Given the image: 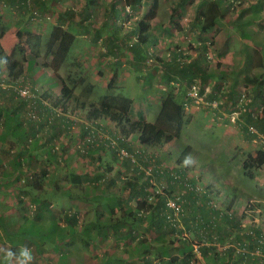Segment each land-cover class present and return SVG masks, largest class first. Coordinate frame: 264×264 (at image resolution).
<instances>
[{"label": "rangeland", "instance_id": "374dc122", "mask_svg": "<svg viewBox=\"0 0 264 264\" xmlns=\"http://www.w3.org/2000/svg\"><path fill=\"white\" fill-rule=\"evenodd\" d=\"M34 1L33 9L41 11V17L38 20L32 19V11L27 6H23L21 2L11 5L9 0H0V50L3 52L1 58L8 59L7 61H0V84L4 88H9L11 84H15L18 89H23L24 81H28L29 72L34 70L35 73L32 76L35 79L34 87L47 106L53 109V118H55L54 115H60L64 116V121L66 118L72 122L69 123L70 128L62 126L63 131L61 134L55 135L53 139L55 145L53 147L57 159L48 156L46 160L50 176H47L46 181H44L46 184L40 186V189L33 188L35 192L45 194L51 191L53 192V198L58 197L65 190L71 191V194H76L75 196L90 194L91 188L86 185L80 187L70 183L71 178L67 170H73L76 173L91 170L92 176L98 175L100 172L104 173L103 169L106 170L105 166L101 169H94L96 164L95 161L89 158L90 147L86 144V142H90L95 146L103 143V140L109 139L116 146L117 140L111 134L115 131L118 132V137L121 134L119 126L111 119H103L101 116L94 120L88 117L89 112L100 105L104 95L114 93L130 97L133 100V116L130 120L139 122L138 113L142 111L145 114L146 121L151 123L157 122L166 98L174 96V100L182 106V109L178 121L171 119L162 123L163 132L165 131V143L152 146L143 144L142 136L137 133H132L127 137V142H129L133 151L142 156L138 158L135 155L134 158L138 162L137 165L142 166V170L146 172L143 179L150 178L152 185L149 191L152 192V197L163 193L171 196L173 201L176 198V201L182 207L184 201L182 196L185 191L180 188V182L189 184L188 182L194 180L199 193L211 191L209 199L217 209H221L224 213L230 209L231 216L236 215L235 219L238 221L239 226L232 225V230L238 229L237 227L248 228L254 224L264 227V126L262 123L258 124L259 135H252L247 130L251 120L246 114L242 116L243 122L240 125L231 123L228 118L229 108L231 107V110L234 108L232 107L233 101L242 93H247L250 110L260 111L264 107V99L260 94L262 91H258L257 95L256 91L253 90V85L237 82L239 76L234 72L226 83H222L225 92L228 91V93L221 96L224 104L219 112L215 113L208 108L186 110L183 107L186 89L180 90L178 83L170 81L167 83L166 80L165 83L162 80V74L165 70L164 63L170 59V53L176 52L178 49L179 44L176 42L182 41L178 39L179 35L184 39L180 44L185 46L187 51L192 49L191 56L197 53L195 45L191 43L193 39H196L197 29L195 30L190 26L192 24L191 20L195 16L193 15L195 10H189L209 4L212 0H143L136 7L127 6L126 0ZM154 2L157 4V15L150 21V31L153 38H157L160 30L166 28L165 34L169 37V41L165 42V45L159 41H154L152 47L156 49V53L152 54L153 57L149 60L144 59V57L134 59L129 47H126L123 43L122 45L119 41L120 48H117L113 42L108 40L110 36L105 27L102 28V26L105 25L108 17L114 16V9L116 8L121 10V16L119 15V20L113 21L112 32L115 36L125 38L131 32L133 34L135 27L139 32L140 24L144 22ZM247 7L240 5L234 9L230 13L232 14L231 19L235 18L238 12L243 13ZM73 8L75 12L71 11ZM86 8H89L90 14L93 15L92 18H89V14L85 13ZM179 8L182 11H179ZM200 12L197 10L196 13L200 14ZM182 19H184V23H182ZM195 20L196 23L199 19L196 18ZM59 23L64 30L72 32L76 36V40L65 62L55 72L56 64L53 61V55L48 52L46 44L53 28ZM248 26L249 24L244 29H230L231 35L229 37L231 39L224 48L228 47V51L233 52L235 57L240 54L242 49V44L236 41L237 39L232 40V36L234 37L236 31L240 34L245 33L248 39L257 37V32L248 28ZM175 31H178L177 35H174ZM98 35L100 37L96 41ZM37 37H40L42 41L37 40ZM129 41L131 44L135 42L133 39ZM215 46L218 48L217 44ZM210 48L211 46L207 45V49H204L201 55L205 56L210 53L209 51L215 53L218 50L216 48L209 50ZM151 52L153 53V51ZM213 55L208 54L206 58L210 65L216 66L217 62L214 63V58L213 60L209 59V56ZM190 60V58L184 59L185 65L188 66ZM115 70H118L119 73L118 83L115 90H108L111 74ZM128 74L131 75L127 76ZM57 75L64 82L66 80L69 86L74 87L73 96L75 100L65 105L59 102L62 97L63 84L56 77ZM247 75L256 77V75L250 73ZM260 86L264 87V81L262 83L261 79ZM235 95L236 97L233 100L232 98ZM30 114L39 115L38 111L35 112V109ZM85 127L86 131H89L88 135L83 133ZM98 136L99 138H97ZM172 136L176 138L170 142ZM100 140L102 142H99ZM9 144V141L2 144L6 152L10 150ZM79 144L84 152L78 151L80 150ZM184 146H191L194 151L199 153L196 157L191 156L195 163L188 167H185L183 162L180 164L177 162L179 152L182 151ZM11 156L7 154L2 156V158H5L4 162L6 161V164L1 168L0 173L5 178L12 173L9 162V160H12ZM66 156L69 158L67 157L68 161L65 162ZM109 156L106 153L103 154L104 159H108V161L111 159ZM202 164H208L209 167L204 169ZM111 167L113 172L108 173V175L115 179L118 178L117 174L120 170L124 171V176L128 177L134 173V170H128L126 166L115 162V160L111 162ZM181 168L186 170L185 175L177 173ZM155 169L161 173L166 171L170 175L173 174L176 180L167 182L158 179ZM38 177L40 179L39 175ZM37 181L39 180L37 179ZM98 182L100 183L96 190L101 191V193L106 189L115 192L117 195L125 191L123 185H117L119 180L115 184L116 186L105 180ZM169 183L176 185L174 192L171 190ZM18 194H20L18 190L0 194V202L2 196L5 197L6 203L2 204L10 209H5V213H7L5 219L8 220L11 229L17 231L19 226H23V224L27 226L18 231L16 238L12 236L10 238L16 241L17 245H20L22 241L24 243L33 241L35 244L44 239L48 233V228L44 226L47 223L41 224L37 220L36 212L32 213L34 205L29 202V198L23 199L24 205L19 203ZM45 197H50V195L47 194ZM199 201L203 203L201 200ZM131 205L136 206V202L133 201ZM55 206L58 207L57 204ZM87 206L80 204L78 208L81 210L80 224L82 227L79 226L76 229L77 233L70 232L65 227L57 225V219L48 217V220H41L55 224L56 228L51 231L47 238L53 241V245L57 248L53 250L48 244H41L40 248H35L33 245L32 249L36 255V264H55L59 261L61 255V260L65 259V247L67 245L64 241V239L66 240L65 235L69 236L67 237L70 240L68 245L69 249L72 250L70 264L80 263L81 257L78 251L81 248L86 250V254H89L88 257L82 258V264H109V259L111 262L114 261V264H121V259L134 261V264H142L145 252L137 250V247L139 248V243L142 240H144L143 245L151 246L152 243H155V234L145 232L143 228H138L136 234L139 235V240L130 236V238H126V241L119 244L114 238L103 241L97 235L94 236L92 230L83 228L86 223L93 220L92 206ZM9 211L13 213L10 214ZM183 212L185 214V211ZM51 213L54 214V210H51ZM108 213L104 211L105 217L100 218L103 222L107 220ZM180 213L174 214V217L178 219V228L181 229L180 237L189 238L193 244H196L199 241L190 236ZM10 216L13 218L11 219ZM24 216H29V221H26ZM118 218L116 217L114 220ZM59 221L64 223L62 220ZM67 232L70 233L67 234ZM3 236L6 242L2 243L0 241V246L11 247L13 243L11 240L9 241L5 232ZM88 240L91 241L90 243L95 242V245H87ZM216 243L223 248L224 245L228 246L229 241ZM157 259L160 258L157 256ZM181 260L184 261L185 259L182 257ZM195 260L198 264H204L199 262L198 259ZM196 262L194 264H197ZM65 264H67V261Z\"/></svg>", "mask_w": 264, "mask_h": 264}, {"label": "trees", "instance_id": "16d2710c", "mask_svg": "<svg viewBox=\"0 0 264 264\" xmlns=\"http://www.w3.org/2000/svg\"><path fill=\"white\" fill-rule=\"evenodd\" d=\"M259 1V0H258ZM19 2L22 3L23 6H27L32 12V19L38 20L41 17L40 10H34L33 4L34 0H9L11 5H16ZM143 0H126L127 6L136 7L138 4L142 3ZM222 2L226 4L231 10H233L232 6L229 4L228 0H212V2L208 5V9L203 13L202 19H200V29L202 32H206L215 27L217 21L221 17V5ZM42 4V3H40ZM45 5V4H43ZM115 8V7H114ZM236 9V8H235ZM75 12L74 8L71 10ZM85 13L89 14V18H92L93 15L90 14L89 8H86ZM176 12V11H175ZM178 12V11H177ZM120 9H114V16L108 17L106 23L103 27L107 30L109 41L113 42L117 48H120L118 43H123L126 47H129L131 50V55L134 59L138 57H144V59L149 60L152 54L156 53V49L152 47L154 41H158L157 38H153L152 33L150 31V21L153 20L157 15V4L154 2L152 8L148 12L145 17L143 23L140 24L139 32L135 27V31L128 34L125 38H118L112 32V28L114 27L113 21L119 20V15L121 16ZM101 28V27H100ZM99 28V30H100ZM99 35L96 38V41L99 39ZM39 41H42L40 37L36 38ZM130 39H133L135 42L133 44L130 43ZM76 40V36L64 30L63 26L59 23L56 27L53 28L50 37L47 41V50L51 52L53 55V61L56 64L55 72L58 71V68L61 66L63 62H65L67 56L69 55L72 46L74 45ZM120 41V42H119ZM122 44V45H123ZM207 47V45H206ZM207 49V48H206ZM153 51V53L151 52ZM3 52L0 50V61H7L8 59L1 58ZM180 55V54H179ZM177 52L170 53V59L165 63H171L176 61L184 66H187L184 63V59L178 57ZM186 59V58H185ZM209 59H212L209 56ZM189 66L191 64H188ZM34 70H31L28 75V81H24V88H28L31 94L28 97H22L20 94V90L15 84H11L9 88H4L2 84H0V153H4V156L12 155L10 158L12 160L10 162L12 167L11 175L2 176L0 173V191L5 194L6 192L18 190L20 194H18V202L23 204L25 197H29L34 202L37 201L38 196H36L33 188H39L41 185H44V181H46L49 168L47 166H43V161H40L41 153H47V156H41L43 160L47 159V157L56 158V152L54 151V137L55 135H60L62 130V126L69 127V123L62 121L64 116L54 115L53 118V109L49 108L47 104L43 101V99L39 96L36 88L34 87L35 79L32 77L34 74ZM190 75L186 74L182 76L183 79L189 80H178L179 89H186L191 82L198 80L193 79V77H189ZM60 81H62V97L59 102L68 104L71 100H75L73 96L74 87H71L67 84V81L62 80L60 76H56ZM119 73L118 70H115L110 78V84L108 85V90H115V87L118 83ZM247 85H253V90L256 91L258 95V91L263 95L264 87L260 86V78L249 77L247 76L244 79ZM201 85H211L212 92L209 93L206 97V100L209 102H213L215 100H219L220 110L223 107L224 100L222 99V95H226L228 93L225 92V89L221 85L212 84L209 79L208 80H198ZM169 82V81H168ZM252 90V91H253ZM45 97V96H44ZM174 96H168L164 102V106L160 111V114L157 118V122L151 123L146 121V117L144 112L138 113V121H131V117L133 116V100L125 97L124 95L118 94H106L104 95L100 105L98 107L93 108L89 112V119H98L99 117H103V119H111V121L115 122L121 131V134L118 137V132H113L111 135L116 138L117 143L114 146L112 140H103V143L99 145H93L90 142H86L88 147H90L89 152L92 153L97 150H101L98 158L90 156L89 158L92 161H95L96 166L94 169H101L105 166L106 170L103 169L98 175L91 176V170H86L85 172H74L73 170H67L70 174V183L74 186H81L84 181L87 182H98L100 180H105L111 182V184H117L118 180L119 185H123L125 187V191L120 192V194H116L115 192L110 193L111 197H108V193L110 191L103 190V192L95 199L96 204H101L103 209L109 212L110 217L106 221H102L100 218L98 219L96 228L98 229L97 236L101 240H106L111 236L121 237V238H130L132 236L133 239L139 240V235L136 234L138 232V228H143L145 232H150L155 234V243L152 244H163L162 248H159L157 256L160 259H165V257L170 256V261L179 260L178 256L172 257L173 253H179L181 257H184V262L187 263L191 261V249L193 247V242L190 241L189 238L180 237L181 229L178 228V219L174 217V210L169 206V202L172 199L171 196L166 194H157L152 197V192L149 191L151 184L150 178H145V170L143 171L140 165H137V161L134 158L135 155L138 158H141V155L136 154L129 142H127V137H129L132 133H137L142 136V143L147 145H158L165 143L163 132V124L165 120L178 121L180 111L182 109L181 105H178L173 98ZM236 95L232 98L235 99ZM240 94L237 96V99L233 101V106L237 105L236 102L240 99ZM46 98V97H45ZM264 99V98H263ZM185 100V96H184ZM83 105H85L83 103ZM246 109V115L250 118L251 122L247 126V130H249V126L255 125L257 127L258 124H263L264 120L256 121L252 112H250V101L247 100L244 103ZM184 107V106H183ZM35 109V112L38 111L37 114H30L32 110ZM66 109V108H65ZM231 107L228 112L230 113ZM216 112V111H215ZM26 114V115H25ZM243 122H239V125ZM66 123V124H65ZM4 129H3V128ZM1 128L3 130H1ZM52 128V130H51ZM264 131V130H263ZM84 135H88L89 131H86V127L84 128ZM99 138V136L97 137ZM176 138L172 136V142ZM5 141H9V151L6 152L3 148L2 144ZM168 141V140H167ZM99 142H102L100 140ZM79 152H84L82 147L79 144ZM120 149H124L127 151L128 156L122 157L120 155ZM33 152H37L33 154ZM107 153L110 155L109 157L112 159H104L103 154ZM179 156L177 158V162L180 164L183 162L184 158L189 155H193L196 157L199 155L198 152L194 151L191 146H184L181 152H179ZM141 154V153H140ZM147 156V155H145ZM68 156L65 157V162L68 161ZM38 158V159H37ZM97 159V161H96ZM121 163L123 166H126L128 170H134L132 176H124L125 172L120 170L117 174L118 178H112L108 175V173L113 172L111 167V162ZM194 160V159H193ZM36 162L37 171H34L33 165ZM3 164L0 158V170L3 167ZM203 168H208V164H202ZM106 171V172H105ZM158 179L166 180L167 182H173L176 177L173 174H169L166 171L160 172L155 169ZM179 175H185L186 170L182 169L177 172ZM35 175V176H34ZM40 176L37 178V176ZM2 176V177H1ZM4 178V179H3ZM37 179L39 181H37ZM180 188H182L185 192L182 198L184 199L180 216L183 217L185 224L190 232L192 237H198L199 239H203V235L197 233L196 229H205V228H213L211 229L212 233H216L217 238H213V234L210 233V241H217L222 243L229 241V251L230 253H234L236 250L241 255L242 259H246L248 263L253 264H264V227L262 225H250L248 228H239V232L235 233V237H233V233L228 230L227 227L222 228L219 222H230L228 225L238 224L234 223V217L230 214V209L224 213L221 209H217L213 204L211 199H209V195L211 191H206L204 193H199L196 183L194 184V180L192 182H180ZM178 184V182H176ZM171 190L174 192L176 189V185L173 183H169ZM96 189V188H95ZM106 191V192H105ZM106 194V195H105ZM24 199V200H23ZM110 199V200H107ZM176 201V198H174ZM199 200L204 204L201 205ZM133 201L136 202V206H132ZM178 204L179 202L176 201ZM34 205V204H32ZM50 203L42 202V206L40 208L39 217H42L41 211L45 210L51 213ZM206 205L210 206L211 211L216 212L213 218L216 223V226L212 224V219L209 218V215L205 211ZM115 206H117L115 209ZM33 207V206H31ZM216 208V209H215ZM38 206H35L34 211L36 212ZM184 209V210H183ZM185 211V214L184 212ZM119 214V218L114 220V216ZM26 221H29V216H24ZM105 217L104 215L102 216ZM219 219V221L215 219ZM2 224H4L3 229L5 235L8 237L9 241L13 243V249L16 248L17 243L10 237L16 238V234H18L19 230L24 229L27 226H19L20 228L16 230L11 229L10 224H8V220L2 219ZM38 220V219H37ZM66 221L70 226L72 232H76L74 227H77L79 224L78 213L76 211L71 210L66 215ZM102 221V222H101ZM14 223V222H13ZM36 223V222H34ZM214 226V227H213ZM221 226V227H220ZM122 228H126L127 233L121 231ZM112 229L113 234L111 235L108 231ZM217 231H219L217 233ZM230 232V233H229ZM49 233V232H48ZM48 233L45 235L44 239L39 240L37 243H33V241L20 242L21 245L28 244L29 247L33 245H38L40 248L41 242L46 241L48 238ZM11 234V235H10ZM177 234V235H176ZM232 234V235H231ZM206 239H208V235L206 234ZM212 237V238H211ZM66 238V235H65ZM91 241L88 240V245ZM144 244V240L140 242V244ZM215 243V242H214ZM200 248L201 255L205 256L207 252L210 251L211 248H208L203 242L199 241L197 244ZM149 246V245H148ZM151 247L147 248V253ZM217 248H214V250ZM242 250V252L240 251ZM237 252V251H236ZM147 253H144L143 262L145 264H153V259H149L146 257ZM219 252L214 253V255L218 256ZM238 254V253H237ZM66 260L63 259L59 264H65ZM122 263V262H121ZM172 263V262H171Z\"/></svg>", "mask_w": 264, "mask_h": 264}, {"label": "crops", "instance_id": "0c3cea01", "mask_svg": "<svg viewBox=\"0 0 264 264\" xmlns=\"http://www.w3.org/2000/svg\"><path fill=\"white\" fill-rule=\"evenodd\" d=\"M209 4H204L203 6H197L195 8H192V10H189V11L195 10V13L193 12V15H195V16L192 18V20H191L192 24L190 26H192L195 30L197 29L198 34H196L197 35L195 37L196 39H193L191 41V43L193 45H195V47H196L195 49H197L195 51L197 53H195V55L191 56L193 53L192 49L187 51L186 50L187 48H185V46H182L180 44V42L182 43V41H184V39L181 38V35H179L178 39L182 40V41L178 42L176 40L177 41L176 43L179 44V46L177 47L178 49L176 50V52L178 53L177 58L178 57H181L183 59L190 58L191 60L189 62L191 65L190 66L188 65L184 68V66H181V64L176 62V61H173L171 63H164L165 70L162 74V78H163L162 80L164 82L166 80L167 83H168V81H170L172 83H174V82L177 83L178 80L183 79L182 76L188 74V75H190L189 77H193V79H198V80H202V81H204V80L206 81L209 79V81L211 83H215L216 85L223 86L222 83L223 82L226 83V81L229 80L228 78L233 76L232 73L235 72L239 76V78L237 77V80H239L237 82H240V83L245 82L246 83L247 81H245L244 79L248 76L247 74L250 73V74H254V75L258 76L261 79V82L263 83V81H264V51H263L264 50V0H259L255 3L250 4L246 8V10L243 11V13L241 11L238 12V15L235 16V18H233V19H231L230 16L232 14H230V13L234 10H231L228 6H226V4H224L222 2L221 17L217 21V24L215 25L214 28H212L206 32H202L200 29V19H202V15L208 9ZM197 10L201 11L200 14L196 13ZM179 11H182V9L179 8ZM196 18L199 19V20H197L198 22H196L197 24L195 23ZM181 21H182V23H184V19H182ZM247 24H249L248 28L255 30L257 32V37H255L254 39H248V37L245 33L240 34L239 32L236 31V34H234V37L232 36V38H233L232 40L235 41L237 39L236 41H238L239 43L242 44V49L240 50V54H238V56L235 57L233 52L228 51V47L224 48V46L227 45V43L231 39L229 37L231 35L230 29L231 30H233L235 28H238V29L243 28L244 29L245 26H247ZM165 29L166 28H162L160 30L158 36H157L158 41L161 42L163 45H165V42L169 41V37L166 36L167 34H165ZM177 34H178V31H175L174 35H177ZM215 44H217L218 48H216ZM206 45H210L211 48L218 49L215 53H211V51H209L210 53H207V55L208 54H211V55L214 54L213 56H210V57L212 58V60L214 58V63L217 62L216 66L210 65V63L207 61V58H206L207 55H205V56L201 55V52H203L204 49L206 50V48H207ZM211 48L209 50H211ZM129 75H131V74H128L127 76H129ZM183 80H189V79H183ZM125 97H128V96H125ZM128 98H130V97H128ZM62 121H64V120H62ZM65 122L70 123V124L72 123L69 119H66V118H65ZM3 129H1V130H3ZM36 153L37 152H33V154H36ZM47 153H44V154L41 153L40 155H38V156H40V161H43L44 167L47 166L48 163H47V160H45V159L43 160V158L41 156H47L48 155ZM100 153H101V150H97V151L90 153V156L98 158ZM2 156H4L3 152L0 153V158L2 159V162H3V160H5V158H2ZM47 159H48V157H47ZM5 163H6V161H5ZM36 165L37 164L35 162V164L33 165L34 171H37ZM141 168H143V167L141 166ZM11 169H12V167H11ZM91 176H92V174H91ZM99 183L100 182H83V184L81 186L86 185L87 187L91 188L90 194H88V195L83 194V195L79 196V194H78V196H75L76 194H71V191L65 190V192H61L58 197H55L56 198L55 199V198H53V192H51V191L48 193H45V194H41V192L39 193L37 191V192H35L36 193L35 195L38 196L36 202L31 200L29 197H27V198L30 199L29 202L31 204H34V208H35V206H38V209L36 211V218L39 217L38 215L40 213L39 210L42 206V202H47V203L51 204L50 210H54V214L49 213L45 210H42L41 211L42 217L38 218V220L40 221L41 224H45V222L47 223V225H44V226L46 228H48V230H49L48 235L51 233V231H54V229L56 228L55 224H51V223H48V221H41V220H48L47 219L48 217L57 219V225H61L63 228L65 227V229L72 232V230L70 229V226L68 225V222L66 221V215L71 210L76 211L78 213L79 224L77 227H74V228H75V231L77 233L78 231L76 229H78L79 226L82 227L80 224L81 223V220H80L81 210H79L78 208L80 207V204L88 205L87 207H89V205H91L92 211H93V220L86 223V225L83 228L84 229L88 228V229L92 230V232L95 236L99 233L98 229L96 228L98 219L102 218V216L104 215V211L108 212L105 209H103V207L101 206L100 203L96 204V201H94L101 194V191L96 190ZM45 184H46V182L44 183V185ZM114 186H116V185H114ZM37 189H40V188H37ZM110 193H112V191H110L108 193V197H111ZM0 194L2 195L3 192L0 191ZM47 194H48V196L50 195V197H45V195H47ZM24 199H26V197ZM107 200H110V199H107ZM198 201H199V199H198ZM2 203H6L5 197H3V196H2V201L0 202V241H2V243H5L6 240L3 236L4 224H2V221H3L2 219L6 218L7 213H5V209H9V208H6L5 204H2ZM199 203H200V201H199ZM55 204H57L58 207H56ZM63 204H65V206H63ZM200 204L203 205V203H200ZM16 207H17V204L15 206V210H16ZM67 207H68V209H67ZM116 207L117 206H115V209H117ZM211 210L212 209L210 208V206L206 205L205 211L209 215V218L210 217L213 218L214 214L216 215V212H213ZM9 213L11 214L13 212L9 211ZM235 216L236 215H234V223L238 224L237 226H239V223L235 219ZM108 217H110L109 213H108V216L106 217V219H108ZM116 217H119V214L114 216V218H116ZM10 218L12 219L13 217L10 216ZM110 218H112V217H110ZM214 218L212 219L213 220L212 224H214V226H216ZM59 220H62L64 223H61ZM215 220L219 221V219H217V218ZM13 222L15 223V221H13ZM219 223L221 224L222 228L227 227L228 230L231 231V233H233V237H235V233L239 232V229L232 230V227H231L232 225L230 226V224L228 225V223H225V222H219ZM18 228H20V227H18ZM211 229H213V228L196 229L197 230L196 234L197 233L202 234L204 236L203 239H199L196 236L192 237V238H196L198 241L203 242L208 248H211L210 251L207 252V254L205 256L201 255L200 248L197 245L199 242L195 241L196 244H193V247L191 249L192 259L188 263H187V261H186V263H183L184 261L181 260L182 257L179 255V253H173V255H172V257H174V256L179 257V260H177V261H170V259H171L170 256L165 257V259H159L158 260L157 259V254H158L157 251H159V248L163 247L164 243L163 244L157 243L156 245L151 244V246H150L151 251L149 250V252H151V253L149 255L147 254L146 257L149 259H153V264H194L196 262L195 259H198L199 262H202L204 264H253V263H248L246 259H242L238 250H236L237 252L235 251L234 253H230V251L228 249L229 244H228V246L224 245L223 248H221L222 246L218 245L216 243L217 241H213V242L210 241L209 240L210 233H211V235L213 234ZM1 231H3V232H1ZM121 231L124 233H127L126 228H122ZM70 232H67V234ZM108 232L111 235L113 234L112 229H110ZM218 232L219 231H217V233ZM206 234L208 235V239H206V236H205ZM216 235L217 234L214 233L213 238H217ZM190 236H193V235L190 234ZM67 237H69V236L67 235L66 240L64 239L65 244H67L65 247V260L67 261V264H70L71 256H72V250L69 249L68 241H70V240ZM110 238H114L116 240V242H118V244L120 242L126 241V237L121 238V237L111 236ZM61 239H63V238H61ZM44 242H47V243H43L40 241L41 244L50 245L53 248V250H55V248H57V246L53 245L54 242L50 241L49 238ZM92 244L95 245V242L90 243V245H92ZM20 245H17L16 248L19 247ZM125 245H126V242H125ZM67 246H68V248H67ZM11 247L13 248V245H11ZM148 247H149L148 245H141L139 243V248L137 247V250H140L142 252L147 253L146 250ZM35 248H38V245H35ZM214 248H217V249L214 250ZM240 251L242 252L241 249H240ZM78 252H79V255L81 257V261L79 264H82V258L88 257L89 254H86V250H84L82 248ZM217 252H219L218 256L214 255V253H217ZM197 255H199V256H197ZM61 259H62V255L59 257V259H58L59 261L56 262L55 264H59ZM120 262H122L121 264H134V261H130L127 259L126 260L121 259ZM108 263L114 264V261L111 262V260L109 259ZM142 264H145V263L142 262ZM258 264H260V263H258Z\"/></svg>", "mask_w": 264, "mask_h": 264}, {"label": "built area", "instance_id": "2783aa9c", "mask_svg": "<svg viewBox=\"0 0 264 264\" xmlns=\"http://www.w3.org/2000/svg\"><path fill=\"white\" fill-rule=\"evenodd\" d=\"M229 4L232 6L233 10L235 8H238L240 5L249 6L252 3L257 2L258 0H228ZM179 87V84H178ZM212 92V86L211 85H201V83L198 80H195L190 83V85L186 88V94H185V100L183 103L184 109L190 110L192 108L200 110L203 108H208L212 110L213 112L217 113L220 111V101L215 100L213 102H209L206 100V97L209 93ZM20 94L22 97H28L30 96V91L28 88H23L20 90ZM240 99L237 103V105L234 106V108L229 113V121L235 125H238L239 122L242 121V116L246 113L245 105L244 103L247 102V93L240 94ZM262 97L264 98V92ZM252 112V116L256 121H262L264 120V107L260 110H250ZM249 134L252 135H259V131L255 125L249 126L248 130ZM120 155L122 157L128 156V153L124 149H120ZM169 206L174 210V214L177 215L181 211L180 205L173 200H170Z\"/></svg>", "mask_w": 264, "mask_h": 264}, {"label": "clouds", "instance_id": "9594fccd", "mask_svg": "<svg viewBox=\"0 0 264 264\" xmlns=\"http://www.w3.org/2000/svg\"><path fill=\"white\" fill-rule=\"evenodd\" d=\"M195 163L191 155L183 160L185 167ZM0 262L2 264H36V255L34 250L28 244L20 245L13 249L8 246H0Z\"/></svg>", "mask_w": 264, "mask_h": 264}]
</instances>
